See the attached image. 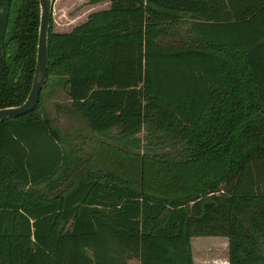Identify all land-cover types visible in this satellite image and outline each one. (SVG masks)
Returning <instances> with one entry per match:
<instances>
[{
  "label": "trees",
  "instance_id": "1",
  "mask_svg": "<svg viewBox=\"0 0 264 264\" xmlns=\"http://www.w3.org/2000/svg\"><path fill=\"white\" fill-rule=\"evenodd\" d=\"M109 1L50 20L39 102L0 121V264H194L200 236L264 264V0ZM39 16L0 0V108L30 91ZM53 77L71 129L43 114Z\"/></svg>",
  "mask_w": 264,
  "mask_h": 264
},
{
  "label": "rangeland",
  "instance_id": "2",
  "mask_svg": "<svg viewBox=\"0 0 264 264\" xmlns=\"http://www.w3.org/2000/svg\"><path fill=\"white\" fill-rule=\"evenodd\" d=\"M92 0H54L52 8V30L56 33H67L75 26L85 22L88 16L106 5L102 3L94 6ZM57 78L53 77L49 86L43 91L42 111L45 116L55 120L61 130L71 129L77 124L75 119L67 115L61 106L69 103L65 90L57 85ZM144 130L137 134L143 138ZM103 139L109 140L104 136ZM142 141V145H143ZM191 252L194 264H225L228 262V241L220 236H200L191 239ZM131 264H138L131 260Z\"/></svg>",
  "mask_w": 264,
  "mask_h": 264
},
{
  "label": "water",
  "instance_id": "3",
  "mask_svg": "<svg viewBox=\"0 0 264 264\" xmlns=\"http://www.w3.org/2000/svg\"><path fill=\"white\" fill-rule=\"evenodd\" d=\"M54 0H39L40 16L33 81L25 101L18 106L0 108V121L18 117L32 111L39 102L46 82L48 65V32Z\"/></svg>",
  "mask_w": 264,
  "mask_h": 264
},
{
  "label": "crops",
  "instance_id": "4",
  "mask_svg": "<svg viewBox=\"0 0 264 264\" xmlns=\"http://www.w3.org/2000/svg\"><path fill=\"white\" fill-rule=\"evenodd\" d=\"M94 3H93V5L94 6H97V5H100V4H102V3H105L104 5H106L104 8H102L101 10H106V9H108L109 8V6H110V1L109 0H97V1H93ZM98 11H100V10H98ZM194 237H192L191 239H193ZM193 258H194V256H193ZM195 263V262H194Z\"/></svg>",
  "mask_w": 264,
  "mask_h": 264
}]
</instances>
